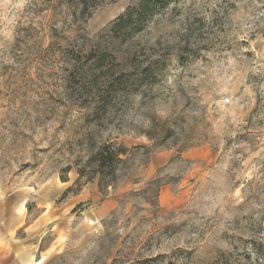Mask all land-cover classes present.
I'll list each match as a JSON object with an SVG mask.
<instances>
[{"label":"clouds","instance_id":"1","mask_svg":"<svg viewBox=\"0 0 264 264\" xmlns=\"http://www.w3.org/2000/svg\"><path fill=\"white\" fill-rule=\"evenodd\" d=\"M121 3L123 6L111 11L97 9L84 26L89 38L115 31L127 14L129 0ZM12 7L4 5L6 11ZM209 7L216 8V3ZM236 9L229 10L231 26L229 30L225 25L224 31L213 27L210 12H201L206 21L201 36L190 32L185 23L187 11L169 23L170 6L143 31L122 41L119 50L108 49L119 64L130 43L139 41L144 47L134 87L120 103L113 99L124 92L114 82L119 72L108 83L101 77L97 84L89 85L88 92L74 82L80 65L86 70L103 49L86 48L80 65L74 59L64 61L47 28L42 39L19 42L24 34L10 28L13 22L6 20L0 28V189L19 190V181L31 185L30 194L36 197L59 185L62 194L79 200L84 196L80 190H94L100 172L110 163L127 160L134 146L148 150L153 157L151 171L137 189L153 175L161 180L178 173L180 179L175 192L170 187L158 192L159 207L166 211L133 236L154 226L192 222L206 230L204 239L193 236L192 243L180 239L175 247L195 249L192 258L200 257L213 233L229 229V210L245 203L236 195L242 177L233 178L231 161L239 159L237 152L264 162V83L256 82V77H264V0H239ZM51 16L48 9L42 18ZM27 19L22 26H27ZM61 27L56 25L58 30ZM65 34L70 39L75 35ZM60 43L68 47L64 41ZM248 52L254 59L247 58ZM49 59L56 63L43 68L42 62ZM95 74L99 77L100 71ZM160 128L167 129L168 147H154L152 133ZM93 170L96 179L87 182ZM77 191L80 195L74 196ZM134 227L135 223L117 233L116 247L106 264H111L121 248L125 253L131 249L132 239L126 246L121 241ZM243 235L264 247V232ZM82 239L70 241L68 252L81 249ZM218 246L231 251L227 243ZM88 248L99 251L94 244ZM158 252L153 249L144 256ZM247 252L250 264H264V251L249 244Z\"/></svg>","mask_w":264,"mask_h":264},{"label":"rangeland","instance_id":"2","mask_svg":"<svg viewBox=\"0 0 264 264\" xmlns=\"http://www.w3.org/2000/svg\"><path fill=\"white\" fill-rule=\"evenodd\" d=\"M238 2L239 0H129L127 14L120 19L115 31L104 32L97 39L89 38L84 26L97 9H117L123 6L121 0H0V28H3L6 20L12 21L13 24L9 27L24 34V40L19 42L35 40L37 37L42 39L41 34L47 28L49 38L56 41L53 47L60 53V59H74L78 65L86 48L103 49L86 70H82L83 65H80L78 79L74 78V82L81 84L84 91L88 92L89 85L97 84L101 77L104 78V83H108L119 72L121 75L114 82L124 92L113 99L120 103L126 98L127 91L134 87L144 47L139 41L130 43L119 64L116 63L115 56L107 53L108 49L119 50L122 41L130 40L134 34L143 31L155 16L164 14L170 6L172 16L169 23H174L177 17L187 11L185 23L190 32L203 36L206 21L201 12L212 14L213 27L224 31L227 25L230 30L228 13L229 10H237ZM213 3H216V8L209 7ZM5 4L14 7L6 11ZM48 9L52 10L51 18H42ZM26 18L27 26L24 27L22 25ZM58 23L62 25L59 30L56 28ZM65 33L75 35L70 39ZM60 41L67 43L68 47H63ZM241 43L244 47L248 46L246 42ZM245 55L249 60L254 59L252 52ZM54 63L55 60L49 59L43 61L42 65L43 68H48ZM98 70L99 77L95 74ZM40 71L38 69V73ZM256 82L264 83V77H256ZM55 86L54 84L53 87ZM165 131L166 128L153 131L154 147H168ZM236 155L239 159L231 161L235 170L233 178L236 175L242 177V180L237 181L236 195L245 203L229 210V229L213 233L202 246L200 257L196 259L192 258L195 249L175 247L180 239H185L186 243H192L190 238L193 236L199 240L204 239L206 230L195 223H174L159 228L154 226L141 234L142 239L141 235L133 236L138 228L150 224L166 211L159 207L158 192L164 187H170L175 192L180 179L178 173L169 174L161 180H156L153 175L137 189L136 185L151 171L149 165L153 163V157L148 150L141 151L135 146L114 177H100L94 190H80L84 192V196L79 200L62 194L59 185L45 189L36 197L30 194L31 185H24L19 181V190L0 189V238L22 250L23 255L29 258L27 264H75L76 261L80 264H106V258L111 256L112 249L116 247L119 238L117 233L127 230L135 223L136 227L121 241L126 246L127 241L132 239L131 249L125 253L121 248L115 253L116 258L111 264H250L251 257L247 252L249 244L254 250L264 251V247L258 246L255 240L244 239L243 235L248 232H264V208L253 207L264 206V162L257 163L247 153L241 155L237 152ZM80 175L83 178L85 173L81 172ZM96 176L93 170L88 174L87 182L95 181ZM70 188L71 186L63 189V192ZM80 191L74 193V196H79ZM141 202L151 204L152 207L145 208ZM45 204L48 208L44 207ZM80 238H83L81 249L68 252L69 242ZM222 243H227L231 251L218 246ZM90 244L97 245L99 251L89 249ZM242 248L245 250L241 251ZM153 249H159L157 255L144 256Z\"/></svg>","mask_w":264,"mask_h":264},{"label":"crops","instance_id":"3","mask_svg":"<svg viewBox=\"0 0 264 264\" xmlns=\"http://www.w3.org/2000/svg\"><path fill=\"white\" fill-rule=\"evenodd\" d=\"M28 260L22 250L0 238V264H27Z\"/></svg>","mask_w":264,"mask_h":264},{"label":"trees","instance_id":"4","mask_svg":"<svg viewBox=\"0 0 264 264\" xmlns=\"http://www.w3.org/2000/svg\"><path fill=\"white\" fill-rule=\"evenodd\" d=\"M111 155V154H110ZM127 160L125 161H115L113 163H110L109 166L104 169L103 171L100 172V177L105 178V179H110L111 177L115 176L116 171L118 170L119 166L123 165L126 163ZM95 174L97 175V172L95 171Z\"/></svg>","mask_w":264,"mask_h":264}]
</instances>
